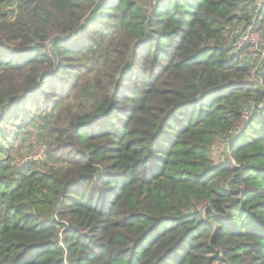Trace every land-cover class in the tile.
<instances>
[{
  "label": "trees",
  "instance_id": "trees-1",
  "mask_svg": "<svg viewBox=\"0 0 264 264\" xmlns=\"http://www.w3.org/2000/svg\"><path fill=\"white\" fill-rule=\"evenodd\" d=\"M244 1L0 16V264H264V61L227 33ZM34 131L46 160L18 166Z\"/></svg>",
  "mask_w": 264,
  "mask_h": 264
},
{
  "label": "built area",
  "instance_id": "built-area-1",
  "mask_svg": "<svg viewBox=\"0 0 264 264\" xmlns=\"http://www.w3.org/2000/svg\"><path fill=\"white\" fill-rule=\"evenodd\" d=\"M148 1L150 5H154L158 0ZM263 1L264 0H257V10L261 8ZM257 10L256 13L251 16L248 23L243 26V29L239 31L232 44L234 46V52L238 53L240 58L247 56L248 58L253 59L257 65H259L264 61V27H260ZM45 44L49 46L48 42ZM244 115L248 118L247 112H244L241 118H243ZM241 127L242 125L238 124V126L235 128V131H238ZM46 156V144L33 142L32 148L20 155L15 160V164L22 166L31 160H35L38 163H43L46 160ZM200 208L202 211H205L206 206L202 205Z\"/></svg>",
  "mask_w": 264,
  "mask_h": 264
},
{
  "label": "rangeland",
  "instance_id": "rangeland-1",
  "mask_svg": "<svg viewBox=\"0 0 264 264\" xmlns=\"http://www.w3.org/2000/svg\"><path fill=\"white\" fill-rule=\"evenodd\" d=\"M245 4V1L244 0H241L240 2V6L244 5ZM254 4H255V0H249L248 4H247V8L249 10L248 14L250 15V13L254 10ZM15 5H16V0H5L3 4L0 5V16L2 14H7V15H13L12 12L14 11L15 9ZM241 15L243 14L242 12H239ZM247 23L246 20H238L236 21L235 24L231 25L228 29H227V33L230 34H237V30H240L241 27L243 28V26ZM232 37L230 38V41H231ZM230 45V44H229ZM247 120V116L244 115L243 118H241L240 122H239V125H243L245 124ZM39 142V143H44L46 144V141L42 138L39 137V135L36 133V131H34L33 133H29L28 134V137L26 138V140L24 141L23 144H21V152L22 153H25L27 152L29 149L32 148V144L33 142ZM31 144V145H30ZM47 146V144H46ZM226 150V147H223L221 144L219 145H216L215 148H213V153H212V158H213V161L215 163H219L221 162L223 159H224V152ZM21 159V158H20ZM17 163V161H16ZM50 166H52L51 163L47 162L46 164H41V165H33L31 164V167L34 168V169H40V170H43V169H47L49 168ZM202 210V209H201Z\"/></svg>",
  "mask_w": 264,
  "mask_h": 264
}]
</instances>
